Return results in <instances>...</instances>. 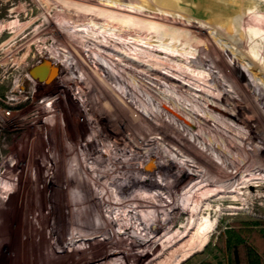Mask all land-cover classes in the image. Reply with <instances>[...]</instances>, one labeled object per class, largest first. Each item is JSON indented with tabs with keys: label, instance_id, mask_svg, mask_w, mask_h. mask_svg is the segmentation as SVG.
Returning a JSON list of instances; mask_svg holds the SVG:
<instances>
[{
	"label": "rangeland",
	"instance_id": "rangeland-1",
	"mask_svg": "<svg viewBox=\"0 0 264 264\" xmlns=\"http://www.w3.org/2000/svg\"><path fill=\"white\" fill-rule=\"evenodd\" d=\"M106 1H113L114 6L103 5ZM225 1L191 6L179 5L176 0H0V264H159L173 258L169 264H226L232 255L225 245L227 229L232 228L241 241L249 239L244 229H264V115L256 116V110H248L244 102L237 103L241 109H231L234 119L205 103L204 108L215 118L237 126L242 135L237 146L246 144L249 157L240 149L227 152L219 140L215 149L221 156L213 159L202 148L204 139L200 138L189 140L196 147L195 154L182 155L176 150V139L185 138L184 133L173 132L166 119L145 118L144 108L131 105L134 101L129 98L120 105H110L107 96L111 98L113 90L107 83L109 86L99 89L107 94L101 108L105 116L89 120L92 125L100 122L102 127L97 146L94 143L95 156L106 160L102 162L106 178L99 183L110 192L105 198L91 200L83 187L72 183L68 184L71 194L64 192L66 182L54 177L59 165L64 172L75 168L72 156L77 159L78 150L71 129L67 130L69 125L62 129L60 124L69 111L55 97L51 104H45L44 99L62 83L66 70L80 67L79 52L92 63L104 62L107 57L114 63L157 58L166 62L157 68L160 73L183 84L182 89L193 97L200 96L227 111V104L213 95L218 96L216 89L225 88L222 77L228 81V76L219 69H215L216 77L204 66H192L190 53L194 45L207 46L215 52L204 50L203 57L209 60L218 59V54L223 59L237 54L243 60L246 55L254 58L257 66L264 64V0ZM98 23L101 28H95ZM152 36L155 45L147 42ZM174 41L181 43L177 49L182 53L171 50ZM97 42L102 44L95 45ZM42 61L58 67L48 81L29 75ZM186 68L220 85L214 88L207 80L187 77L182 71ZM138 69L145 71L148 65L143 63ZM110 75L115 76L111 68L107 76L111 84ZM232 79L249 81L248 77ZM248 86L264 97V92H257L264 89ZM243 107L256 117L247 118ZM153 108L181 126L182 122L160 104ZM250 120L254 128L246 126ZM111 122L118 124L112 135ZM141 123L147 126L142 128ZM130 141L131 147L124 144ZM130 151L133 156H129ZM87 152L90 160L94 151ZM187 162L199 166L193 177L208 174L212 183L200 187L195 192L199 196L189 198L183 212L173 214L172 183L175 175L185 171ZM170 165L175 171L164 172L162 166ZM211 167L219 171H211ZM97 170L100 168L93 167L88 183L98 186ZM222 170L224 177H219ZM139 188L158 193L147 224L128 211L130 193ZM195 201L199 203L195 205ZM106 208L112 212L100 214L99 209ZM201 218H207L208 224L197 230ZM238 248L233 255L238 264H245V248Z\"/></svg>",
	"mask_w": 264,
	"mask_h": 264
},
{
	"label": "bare ground",
	"instance_id": "bare-ground-1",
	"mask_svg": "<svg viewBox=\"0 0 264 264\" xmlns=\"http://www.w3.org/2000/svg\"><path fill=\"white\" fill-rule=\"evenodd\" d=\"M103 5L114 6V2L106 1L103 3ZM128 10L132 11L130 9ZM132 23L137 24V21L134 20L132 21ZM98 24L99 26H96L95 28H101V24ZM104 27L106 29V26ZM76 30L83 31L84 29L77 28ZM180 33L184 34L183 32ZM146 39L147 42L151 41V44L155 45L154 43L156 40L153 36L151 38L147 37ZM94 44L101 45L102 43L97 42ZM138 44L139 43H134V45ZM180 44L181 43H176V41H174L169 47L171 48V50H177L178 52L182 53L181 50L179 51L177 49L178 45ZM194 46V50L192 49L193 52H189L192 55V59H190L189 63L192 66H204L208 68L212 76H216L215 69H219L222 74L228 76V81L226 78L222 77V79L224 80L223 85H225V88H218L217 86L220 85L219 81L218 83L214 82L204 74H194L191 71L192 68H186L185 70H182L183 74L187 77H193V79L197 81L207 80L208 83L212 85V87L218 88L216 89V91L218 92V96L213 95V97L219 100L220 102L227 104L224 105L225 107H227V111L214 106L211 101L209 102L208 100H204L200 96L193 97L194 94H191L189 91H186V89H182V87L184 88L183 84L173 81L172 78L167 74L160 73L157 68L161 66H166V62L158 60L157 58L151 57L146 59L145 62L138 59L134 60L133 62L125 61L123 63L121 61L114 63L115 61H113V59L107 57L103 59L104 62L92 63L88 60L87 55L84 52H79L80 67L76 69L66 70V73L65 75H63V79L61 80L62 83L51 91V93H53L51 96H46L44 99L45 104H51L53 97H55L57 98V100H59V105H65L64 108L69 112L65 117L64 122L62 121L60 124L63 125L61 126L62 129H64L65 125L66 128L69 125V128L67 130L71 129V136L73 134V141L75 142L78 150V158L75 159L72 156L75 168L71 171L64 172V168L59 165L60 169L57 170V174L56 176H54H60L63 178L62 180L66 182L67 186L66 189H64V192L71 194V189L68 188L69 183H72L73 186L78 185L83 187L85 195L88 196L91 200H94L96 198L98 199V197L105 198L107 196L106 192H110L109 190L105 191V188H102L99 183L106 178V174L102 172V169H104L102 162L106 160L95 156L96 149L94 143L95 145L98 143L99 139L97 138V134L99 129H101L102 127L98 126L100 125V122L98 123V125H92L89 120L91 117H94V119L104 118L105 114L101 112V108L104 107V102H106L107 97L110 99V105H120L121 103L125 102L127 98H129V100L134 101L131 105H139L144 108V113L142 116L147 119H150L151 121L166 119L171 125V129L173 130V132L177 133V135H182L183 133L185 135V138L176 139L177 143L179 144L176 150L182 155H185L188 152L190 153V155L195 154L196 147H192L189 143V140L195 138L204 139V141H202L201 143L202 148H204L208 153H210L213 159L218 156H221V152L215 149L218 144L217 141L219 140L225 146H227V152L234 153L233 150L240 149V152L246 153L248 157L249 155H251L249 151L250 148L246 147V144H241L243 145V147L241 148H238L237 146L239 144V141L242 140L239 137L242 135L239 134L237 126L228 122H224L212 116L208 111L205 110L204 103L207 108L217 111L218 113L230 119H234V116L232 115L234 113L231 110L233 109V107H238L239 109H241V107L237 105L238 102H244L248 110L255 109L256 116H263L264 97L260 96L257 93H254L252 89L253 87L251 88L248 85L264 89V64L258 63L257 66L256 62H254V58L253 61L252 58L250 59V57L246 55V60H243L242 57H240L239 55L234 54V56H232L231 53L228 54L232 56L231 59H223L220 54H218V59L209 60V58L203 57V54H206L204 50H208L214 55L215 52H213V50H211L207 46ZM230 50L231 48L229 49V51ZM143 63H146V66L148 65V69L145 71L138 69V67ZM52 65L53 64L49 62L46 70H50ZM110 68L115 74V76L110 75V78H112L113 81V83L111 84L109 83L110 79H107ZM242 69H247V71H243ZM87 72L90 73L88 76L85 75L87 74ZM88 77L89 80H87ZM236 77L240 78L237 80H242L241 78L248 77L249 81H247V83H241L232 79ZM215 78L213 77V79ZM104 79L107 80L106 83L103 82ZM91 80H94V83H91ZM99 82L101 84H99ZM107 83L110 85V87H112L113 90V95L111 96V98L107 96L106 93H102L99 90L103 89L104 86H109ZM232 86L235 88H232ZM68 91L73 92V95H67ZM219 92L221 93L219 94ZM257 92L262 93L264 91L258 90ZM165 99L167 100L166 102L172 105V108H169L165 105ZM156 103L160 104L163 109L168 111L177 120L181 121L182 124L184 123L188 126L190 125V128H185L182 124L180 126L177 122L166 117L162 111L153 108ZM71 105H75L72 110H70ZM100 105H102V107H100ZM243 108L242 111L247 114V118L256 117L253 112H249L247 109L245 110V108ZM73 111H75V114ZM69 113H71V115ZM122 119L123 118H121L120 120ZM120 120L116 121L118 122ZM252 123V120H250L247 125L245 123L243 124L248 126V128L249 126L254 128L255 126H253ZM115 125L118 124L114 122L110 123L109 132L111 135L114 132ZM146 126V124L143 125L141 123L142 128ZM132 133L133 132H130V134ZM137 139L138 138H133L132 141ZM245 139L247 140L248 138ZM132 141H130L129 144L126 142L124 144L128 147H131ZM205 141L208 143H205ZM90 144L92 145V147L90 146ZM191 148H193V150H191ZM89 149L94 151L90 160L89 153L87 152L89 151ZM133 155V151H130L129 156ZM243 162L246 161L243 160ZM92 164L94 170L96 167L100 168V170L96 171L97 173L99 172L97 176L98 186L97 184L92 185L88 183L89 178L93 176V174L91 173L93 171ZM185 166V171L175 175L174 182L172 183V193H175V195H173L175 197L172 198V202H174V204L176 205L175 213L173 214L183 212V207L185 205L187 206V204H190L191 202L189 201V198L191 199V197H194L195 195L199 196L198 194H195V192H198L200 187L202 188V186H206L212 183V177H210L208 174L198 175L195 177L192 176V173L199 168L197 164L193 162H187ZM162 169L163 171L169 169L175 171V167H173L172 165L162 166ZM54 173L55 171L51 172L52 175H55ZM224 173L225 170H222L221 173H219L220 175L218 176L224 177ZM192 188H194L195 191L194 193L192 192L191 194H189L188 191ZM155 193L158 194L157 192L151 190L149 191L145 188H139L133 190V192L130 193V197L128 198V211H130V213H134V215L136 214V219L140 221V223L143 222L147 224L149 222L148 219L150 220L153 217V211L154 208L157 206L156 201L158 200ZM210 194L211 193H209V195ZM194 203L196 205L199 202L195 201ZM99 211L100 214L105 215L103 214V212L109 214L112 212V209H99ZM134 220L131 219L130 221L133 222ZM207 224V218H201V220L199 219L197 230H202L203 228H206ZM185 226L186 224L182 225V227ZM167 255L170 254L167 253L166 257ZM172 260H174V258ZM172 260H169L168 262L165 261L163 263L160 262L159 264H169Z\"/></svg>",
	"mask_w": 264,
	"mask_h": 264
},
{
	"label": "trees",
	"instance_id": "trees-1",
	"mask_svg": "<svg viewBox=\"0 0 264 264\" xmlns=\"http://www.w3.org/2000/svg\"><path fill=\"white\" fill-rule=\"evenodd\" d=\"M244 231L249 232L247 241H241L239 236H235L232 228L225 231L227 233V239L225 240L226 250L232 254L226 264H238L239 259L233 254L237 253L236 251L240 245L245 248V264H264V229L261 231L244 229ZM250 232L252 233L250 234Z\"/></svg>",
	"mask_w": 264,
	"mask_h": 264
},
{
	"label": "water",
	"instance_id": "water-1",
	"mask_svg": "<svg viewBox=\"0 0 264 264\" xmlns=\"http://www.w3.org/2000/svg\"><path fill=\"white\" fill-rule=\"evenodd\" d=\"M48 61H42L40 63H38L37 65L33 66L30 70H29V75L33 78V79H37L39 81H48L49 79H51V77H53V75H55V73L58 70L57 66L52 65L50 70H46L47 65H48Z\"/></svg>",
	"mask_w": 264,
	"mask_h": 264
},
{
	"label": "crops",
	"instance_id": "crops-1",
	"mask_svg": "<svg viewBox=\"0 0 264 264\" xmlns=\"http://www.w3.org/2000/svg\"><path fill=\"white\" fill-rule=\"evenodd\" d=\"M172 1V0H171ZM174 1V0H173ZM213 1L215 0H176V2L179 4V5H191L193 6L194 4H209V3H212ZM217 1L214 3L215 5H217ZM221 2H218L219 4H222V2H226L225 0H220ZM230 2V0H228ZM176 3V4H177ZM225 4V3H224Z\"/></svg>",
	"mask_w": 264,
	"mask_h": 264
},
{
	"label": "flooded vegetation",
	"instance_id": "flooded-vegetation-1",
	"mask_svg": "<svg viewBox=\"0 0 264 264\" xmlns=\"http://www.w3.org/2000/svg\"><path fill=\"white\" fill-rule=\"evenodd\" d=\"M211 171H214V172H218L219 170L218 169H216V168H214V167H211V169H210ZM234 176V175H233Z\"/></svg>",
	"mask_w": 264,
	"mask_h": 264
}]
</instances>
